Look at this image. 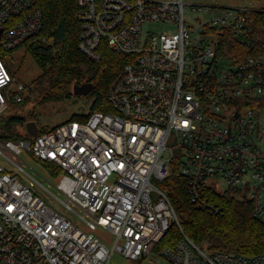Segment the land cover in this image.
Wrapping results in <instances>:
<instances>
[{
  "label": "built area",
  "instance_id": "1",
  "mask_svg": "<svg viewBox=\"0 0 264 264\" xmlns=\"http://www.w3.org/2000/svg\"><path fill=\"white\" fill-rule=\"evenodd\" d=\"M76 3L78 50L94 62L105 49L124 56L105 94L111 110L64 121L32 140H0V155L21 170L22 160L4 150L16 156L24 149L59 166L62 203L115 241L109 248L80 230L0 164V264H107L114 250L134 261L155 251L172 264H264L263 254L210 252L184 234L157 249L173 222L180 227L157 186L174 160L198 207L219 213L208 194L229 190L264 220V57L217 53L219 32L242 25L243 7L198 5L193 9L211 15L192 26L184 0ZM148 23L175 30L156 33ZM42 26L37 0H0V49L45 40ZM24 91L0 57V113Z\"/></svg>",
  "mask_w": 264,
  "mask_h": 264
},
{
  "label": "trees",
  "instance_id": "2",
  "mask_svg": "<svg viewBox=\"0 0 264 264\" xmlns=\"http://www.w3.org/2000/svg\"><path fill=\"white\" fill-rule=\"evenodd\" d=\"M243 1L264 3V0ZM37 4L43 16V26L38 36L45 37V40L38 38L23 45L39 66V77L47 79L41 101H57L68 97L71 85L91 82L93 89L89 93L93 96V101L89 112L74 114L65 121L85 120L94 110H111L105 101V94L124 64V56L105 49L103 59L94 62L78 50L76 0H37ZM242 14L244 21L240 27H226L219 32L217 53L235 60L246 56L264 57V8L244 6ZM7 53L9 51L0 49L3 60ZM26 99L23 96L20 102H10L7 109L0 113L1 141L32 140V134L27 129V122L31 117L27 118L22 108ZM250 105L254 103L251 102ZM58 124L41 125L37 127V133ZM44 164L53 173H61L59 166L51 162ZM159 185L168 195L180 227L173 222L158 242L157 249L174 246L184 234L210 252L264 255V220L253 215L249 200L238 198L229 190H213L208 195L221 207V211L215 214L198 207L190 199L187 180L179 173L177 160L172 161L169 174Z\"/></svg>",
  "mask_w": 264,
  "mask_h": 264
},
{
  "label": "rangeland",
  "instance_id": "3",
  "mask_svg": "<svg viewBox=\"0 0 264 264\" xmlns=\"http://www.w3.org/2000/svg\"><path fill=\"white\" fill-rule=\"evenodd\" d=\"M188 3V9L185 11L186 21L189 25H196L197 22L203 20L209 12H201L193 9L198 5H213L219 4L230 7H263L264 3L243 0H184ZM146 29L160 33L163 30L174 31L175 27L164 23H148L144 26ZM8 69L15 77V80L25 85L24 96L27 98L23 104V111L27 114L29 121H34L36 126L41 125L52 126L65 121L74 114H85L89 112L93 101V96L90 93L76 94L73 92V85L70 88V96L63 97L57 101H41L47 85V79L40 78L41 70L37 65L31 52L27 51L25 45H20L11 50L4 57ZM31 112V115H29ZM4 154L13 162H19L21 169L10 162L7 158L0 155V164L11 171L20 182L28 185L33 193L37 194L44 202L52 208L59 211L68 218L75 226L84 232H91L94 237H97L101 242L105 243L109 248H112L115 241V235L106 227L97 226L94 229L88 228L86 223L73 211L68 209L62 201L64 196L56 189V184L59 181L60 174L53 173L47 168L44 162L36 158L33 154L22 150L18 155H14L10 151H3ZM167 157V153L164 154ZM157 186L160 187L158 184ZM224 188V184H222ZM264 204V196L262 198ZM79 214L80 211L73 208ZM107 264H172L157 252L153 251L150 254L142 257L140 260L134 261L125 257L120 252L112 251Z\"/></svg>",
  "mask_w": 264,
  "mask_h": 264
},
{
  "label": "water",
  "instance_id": "4",
  "mask_svg": "<svg viewBox=\"0 0 264 264\" xmlns=\"http://www.w3.org/2000/svg\"><path fill=\"white\" fill-rule=\"evenodd\" d=\"M92 89H93V83L91 82H85L82 84L73 85V92L76 94H86L89 93ZM27 129L31 134H36L37 126L35 122L34 121L27 122Z\"/></svg>",
  "mask_w": 264,
  "mask_h": 264
},
{
  "label": "crops",
  "instance_id": "5",
  "mask_svg": "<svg viewBox=\"0 0 264 264\" xmlns=\"http://www.w3.org/2000/svg\"><path fill=\"white\" fill-rule=\"evenodd\" d=\"M239 7V6H238Z\"/></svg>",
  "mask_w": 264,
  "mask_h": 264
}]
</instances>
